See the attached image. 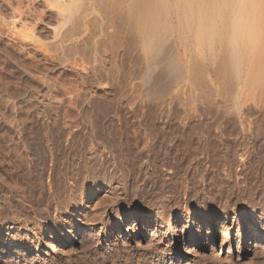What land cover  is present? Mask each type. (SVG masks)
Wrapping results in <instances>:
<instances>
[{"label":"rangeland","instance_id":"rangeland-1","mask_svg":"<svg viewBox=\"0 0 264 264\" xmlns=\"http://www.w3.org/2000/svg\"><path fill=\"white\" fill-rule=\"evenodd\" d=\"M85 1L0 0V247L23 245L0 264H264L232 221L264 226V82L146 97L133 40ZM132 214L180 233L185 215H228L235 234L221 250L229 228L204 244L201 225L200 245L156 222L110 232Z\"/></svg>","mask_w":264,"mask_h":264},{"label":"bare ground","instance_id":"bare-ground-1","mask_svg":"<svg viewBox=\"0 0 264 264\" xmlns=\"http://www.w3.org/2000/svg\"><path fill=\"white\" fill-rule=\"evenodd\" d=\"M85 2L88 12L100 10L119 20L133 40L139 50L140 84L147 88L146 97L168 94L187 79L207 90L224 91L228 96L238 94L248 86L253 88L254 83L264 82V0ZM157 218L137 214L121 217L110 232L129 227L135 228L136 235L143 234L156 222L152 230L156 236L165 229L166 234L173 235L177 241L200 245L205 238L201 225L210 226L206 236L208 242L204 244L213 241L218 231L229 228L218 244L221 250H225L235 234L234 227L228 224V215L222 221L212 214L185 215L190 233L183 229L180 233L181 229L175 225L177 220L173 223L168 218L159 222ZM232 221L238 228L236 234L246 240L243 243L247 246L251 240H264V226L258 231L254 226L259 221L257 216L232 218ZM247 227L252 230L245 231ZM74 239L75 235L63 238L58 244L51 245V249L58 252L62 245ZM18 240L16 237L7 238V243L0 247V260H5L1 256L15 250V245H21ZM173 254L175 257L180 255L178 252Z\"/></svg>","mask_w":264,"mask_h":264}]
</instances>
